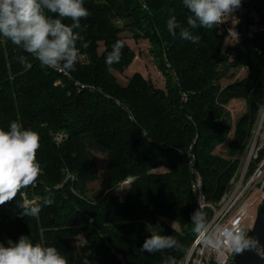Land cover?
Returning a JSON list of instances; mask_svg holds the SVG:
<instances>
[{
    "label": "trees",
    "instance_id": "obj_1",
    "mask_svg": "<svg viewBox=\"0 0 264 264\" xmlns=\"http://www.w3.org/2000/svg\"><path fill=\"white\" fill-rule=\"evenodd\" d=\"M83 2L90 16L74 29L84 39L77 41L73 72L42 67L0 35V128L15 120L38 133L41 168L34 186L0 205V242L28 236L56 247L68 264H123L119 256L127 264H178L200 227L190 155L208 200H219L264 110V34L241 40L230 58L216 26L191 29L197 43L182 39L179 29L176 36L167 31L171 16L187 27L183 0ZM245 3L264 20V0ZM129 37L150 44L165 88L139 72L119 82L115 71L136 57ZM117 40L124 42L121 59L108 66ZM244 67L245 76L223 83L230 70ZM236 100L245 109L229 140ZM221 146L225 154L216 151ZM24 201L40 204L39 215L21 216ZM154 232L175 244L142 252Z\"/></svg>",
    "mask_w": 264,
    "mask_h": 264
},
{
    "label": "clouds",
    "instance_id": "obj_2",
    "mask_svg": "<svg viewBox=\"0 0 264 264\" xmlns=\"http://www.w3.org/2000/svg\"><path fill=\"white\" fill-rule=\"evenodd\" d=\"M183 5L189 13L187 27H182L177 18L171 16L167 20V31L176 36L179 29L182 39L197 43L200 37L193 36L191 29H212L221 24L225 16L241 6V0H183ZM48 13L55 14V18ZM89 16L83 0H0V35L16 46L22 45L42 67L73 72L79 53L77 41L84 39L74 29H79L81 19ZM65 19L71 24L62 22ZM88 46L89 42L83 45ZM123 47L121 40L113 43L111 52L105 57L106 65L119 63ZM39 139L38 133L25 129L19 121L10 122L8 130L0 128V205L14 199L20 189L36 184L41 173L36 159ZM51 202L44 200L45 205ZM18 206L23 209L21 216L35 217L42 210L40 204L28 201ZM232 243L234 251L239 253L248 247L249 240L237 236ZM174 244L173 238L154 232L141 251L154 253ZM0 264H68V261L56 247L34 244L28 236H21L16 242L9 240L7 246L0 242Z\"/></svg>",
    "mask_w": 264,
    "mask_h": 264
},
{
    "label": "built area",
    "instance_id": "obj_3",
    "mask_svg": "<svg viewBox=\"0 0 264 264\" xmlns=\"http://www.w3.org/2000/svg\"><path fill=\"white\" fill-rule=\"evenodd\" d=\"M215 31L224 38L223 52L233 58L238 54L237 45L241 40L264 34V20L241 0V6L225 16ZM190 157V167L195 175L196 218L200 227L178 264H231L235 253L233 238L240 236L243 239L245 232L253 227L258 209L264 202V110L252 129L246 153L219 200H208L195 156L191 154ZM131 180L127 178L123 185L127 186ZM123 199L124 194L120 192V200ZM119 258L127 264L122 256Z\"/></svg>",
    "mask_w": 264,
    "mask_h": 264
},
{
    "label": "rangeland",
    "instance_id": "obj_4",
    "mask_svg": "<svg viewBox=\"0 0 264 264\" xmlns=\"http://www.w3.org/2000/svg\"><path fill=\"white\" fill-rule=\"evenodd\" d=\"M127 42L130 45V47L135 51L137 58L135 57V60L131 63V65L124 72L115 71L119 82L122 84H127L129 79L135 73L139 72L146 78L152 79L157 85L165 88L166 82L164 80V77L157 70L155 66V62L152 58V55L150 54V51H149L150 44L145 41L137 42L133 38H130V37L127 39ZM247 72L248 70L245 67L241 68L239 71L230 70V72L227 73V75L225 76L223 83L227 84L229 82H232L235 79H239L245 76ZM244 109H245V105L242 100H236L230 106L232 119H233V128L229 135V140H231L233 137L234 126H235L236 120L238 119L239 115L244 111ZM216 151L221 154H225L226 148L225 146H221ZM99 163L103 164L102 156H100ZM160 170H163V169H160ZM127 191H128L127 186H123L122 192L126 194ZM199 225H200V222H199ZM214 242H215V239H214ZM7 245H8V241L6 242V246Z\"/></svg>",
    "mask_w": 264,
    "mask_h": 264
},
{
    "label": "water",
    "instance_id": "obj_5",
    "mask_svg": "<svg viewBox=\"0 0 264 264\" xmlns=\"http://www.w3.org/2000/svg\"><path fill=\"white\" fill-rule=\"evenodd\" d=\"M243 240H249L248 247L234 253L231 264H264V202L258 209L256 221L249 228Z\"/></svg>",
    "mask_w": 264,
    "mask_h": 264
}]
</instances>
